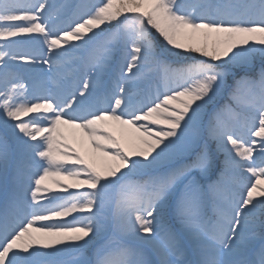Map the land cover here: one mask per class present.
Returning a JSON list of instances; mask_svg holds the SVG:
<instances>
[{
	"label": "snow or ice",
	"instance_id": "obj_1",
	"mask_svg": "<svg viewBox=\"0 0 264 264\" xmlns=\"http://www.w3.org/2000/svg\"><path fill=\"white\" fill-rule=\"evenodd\" d=\"M0 264H264V0H0Z\"/></svg>",
	"mask_w": 264,
	"mask_h": 264
},
{
	"label": "rangeland",
	"instance_id": "obj_2",
	"mask_svg": "<svg viewBox=\"0 0 264 264\" xmlns=\"http://www.w3.org/2000/svg\"><path fill=\"white\" fill-rule=\"evenodd\" d=\"M65 134L69 137V142H70V143H75V142L73 141V139H72L71 131H70V130L65 129ZM259 159H260V158H258V162H259Z\"/></svg>",
	"mask_w": 264,
	"mask_h": 264
}]
</instances>
